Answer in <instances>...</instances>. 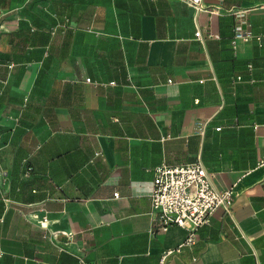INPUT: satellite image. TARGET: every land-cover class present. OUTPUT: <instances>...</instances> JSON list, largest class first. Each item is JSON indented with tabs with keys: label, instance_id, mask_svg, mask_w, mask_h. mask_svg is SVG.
Here are the masks:
<instances>
[{
	"label": "crops",
	"instance_id": "crops-1",
	"mask_svg": "<svg viewBox=\"0 0 264 264\" xmlns=\"http://www.w3.org/2000/svg\"><path fill=\"white\" fill-rule=\"evenodd\" d=\"M190 3L0 0V264H157L155 167L195 161L233 202L167 264H264V0Z\"/></svg>",
	"mask_w": 264,
	"mask_h": 264
},
{
	"label": "built area",
	"instance_id": "built-area-1",
	"mask_svg": "<svg viewBox=\"0 0 264 264\" xmlns=\"http://www.w3.org/2000/svg\"><path fill=\"white\" fill-rule=\"evenodd\" d=\"M190 4L196 10L204 8L201 0H191ZM234 17L233 44L236 39L244 41L260 39L244 29V11L234 12ZM195 35L200 36V32L195 31ZM263 162L264 156L260 159V163ZM213 177L214 174L199 161L174 166L160 164L155 167L149 195L151 210L155 216L149 231L164 233L174 226L186 230L183 241L162 251L157 264H167L171 255L195 243L197 229L208 223L216 209L223 208L230 211L234 197L233 190L232 188L217 189L213 184ZM113 194L114 197L118 195L117 192ZM40 223L45 224V217Z\"/></svg>",
	"mask_w": 264,
	"mask_h": 264
}]
</instances>
